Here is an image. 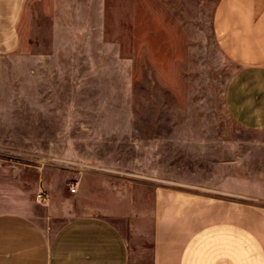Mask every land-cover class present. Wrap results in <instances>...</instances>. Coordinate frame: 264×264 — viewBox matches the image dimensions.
Listing matches in <instances>:
<instances>
[{"label": "rangeland", "instance_id": "1", "mask_svg": "<svg viewBox=\"0 0 264 264\" xmlns=\"http://www.w3.org/2000/svg\"><path fill=\"white\" fill-rule=\"evenodd\" d=\"M217 1L32 0L0 59V163L62 181L74 212L126 216L129 264H151L157 187L264 207V127L228 113Z\"/></svg>", "mask_w": 264, "mask_h": 264}, {"label": "crops", "instance_id": "2", "mask_svg": "<svg viewBox=\"0 0 264 264\" xmlns=\"http://www.w3.org/2000/svg\"><path fill=\"white\" fill-rule=\"evenodd\" d=\"M31 1L0 0V59L21 46L20 24L36 12ZM211 26L219 50L240 69L228 113L264 127V77H245L264 72V0H218ZM245 86L254 89L244 95ZM50 178L0 163V264H129L128 218L68 209L62 181ZM236 197L155 188L151 264H264V207Z\"/></svg>", "mask_w": 264, "mask_h": 264}, {"label": "built area", "instance_id": "3", "mask_svg": "<svg viewBox=\"0 0 264 264\" xmlns=\"http://www.w3.org/2000/svg\"><path fill=\"white\" fill-rule=\"evenodd\" d=\"M71 189V192H74V187L70 188ZM35 199L40 201L43 199V194L42 193H37L36 196H35Z\"/></svg>", "mask_w": 264, "mask_h": 264}]
</instances>
